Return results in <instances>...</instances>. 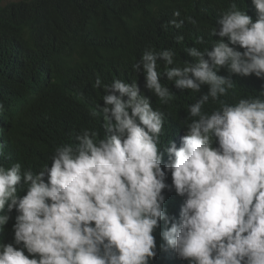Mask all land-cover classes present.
I'll return each mask as SVG.
<instances>
[{"label":"clouds","instance_id":"clouds-1","mask_svg":"<svg viewBox=\"0 0 264 264\" xmlns=\"http://www.w3.org/2000/svg\"><path fill=\"white\" fill-rule=\"evenodd\" d=\"M252 5L255 22L232 3L212 29L220 39L210 50L185 49L194 62L175 66L174 50L146 48L134 63L162 104L174 95L165 77L176 89L200 93L187 108L179 148L170 141L162 151L165 114L135 81L97 77L93 87L105 93V106H97L103 138L83 130L74 146H57L51 167L39 172L0 166V213L7 209L0 232L17 213L14 241L0 243V264H151L157 230L159 250L188 264H264V91L235 104L221 99L234 87L232 75L264 80V0ZM170 24L179 29L184 20ZM225 68L227 77L219 75ZM210 101L219 104L211 114L204 110ZM172 187L184 199L178 220L164 207Z\"/></svg>","mask_w":264,"mask_h":264},{"label":"trees","instance_id":"trees-1","mask_svg":"<svg viewBox=\"0 0 264 264\" xmlns=\"http://www.w3.org/2000/svg\"><path fill=\"white\" fill-rule=\"evenodd\" d=\"M5 1L0 0V166L10 168L20 163L23 170L33 172L50 168L55 148L74 146L78 143L76 136L85 129L96 131L97 138H103V115L97 106H105V93L102 88L93 87L97 77L104 84H111L114 79L129 84L135 81L154 110L165 114L162 151L170 141L179 148L186 135L187 108L200 93L176 89L165 77L162 83L174 95L167 105L162 104L145 87L143 70H133L134 63L146 48L174 50L175 66L194 62L185 49L210 50L220 39L211 35L212 29L232 3L256 20L252 0ZM175 11L181 13L180 17H174ZM173 19L184 20V24L177 29L170 24ZM180 36L183 39L178 41ZM200 37L204 38L203 44L199 43ZM237 50L243 52L242 48ZM219 75L230 74L225 68ZM231 78L233 89L221 97L229 104L264 91V80L254 75ZM207 91L204 86L202 93ZM218 107V103L210 101L204 110L211 114ZM94 112L98 114L94 116ZM168 163L165 153L162 168ZM166 183L172 185L170 173ZM25 194L26 189L19 192L20 196ZM163 194L168 214L178 220L184 199L174 187ZM16 215L13 210L9 223L0 232V243L14 241ZM159 231L155 234L158 254L151 264H188L174 251L159 250L163 242ZM25 254L28 255L26 250Z\"/></svg>","mask_w":264,"mask_h":264},{"label":"rangeland","instance_id":"rangeland-1","mask_svg":"<svg viewBox=\"0 0 264 264\" xmlns=\"http://www.w3.org/2000/svg\"><path fill=\"white\" fill-rule=\"evenodd\" d=\"M16 1H19V0H6V1H5V4H6V3H9V2H16Z\"/></svg>","mask_w":264,"mask_h":264}]
</instances>
